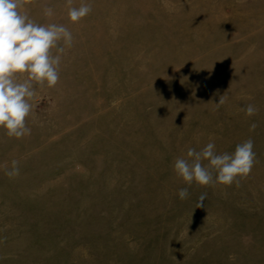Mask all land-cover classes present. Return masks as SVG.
<instances>
[{"label":"rangeland","instance_id":"1","mask_svg":"<svg viewBox=\"0 0 264 264\" xmlns=\"http://www.w3.org/2000/svg\"><path fill=\"white\" fill-rule=\"evenodd\" d=\"M83 2L79 23L65 0L22 9L74 42L58 84L37 87L31 134L0 128V264H264V0ZM249 138L238 183L174 171L189 148Z\"/></svg>","mask_w":264,"mask_h":264},{"label":"clouds","instance_id":"2","mask_svg":"<svg viewBox=\"0 0 264 264\" xmlns=\"http://www.w3.org/2000/svg\"><path fill=\"white\" fill-rule=\"evenodd\" d=\"M32 0H0V128L8 137L20 139L31 134L27 119L33 115L37 87L53 88L60 79V65L66 50L73 46L72 32L62 24H40L22 11ZM68 19L79 23L92 11L91 4L82 2L75 6L74 0H65ZM45 17L54 15L53 8L45 7ZM223 96L219 104H223ZM245 114L254 116L257 109L249 104ZM257 125H250L254 131ZM251 138L237 144L234 152L218 154L214 142L196 151L189 148L187 159L180 157L174 162V171L189 187L221 184L231 186L250 175L256 154ZM203 161L208 163L205 165ZM9 178L19 175L18 162L13 160ZM215 174V175H214ZM188 188H181L178 197H188ZM206 193L199 197L200 205ZM201 207V206H200ZM207 219V217H206ZM234 260L233 255L229 256Z\"/></svg>","mask_w":264,"mask_h":264}]
</instances>
